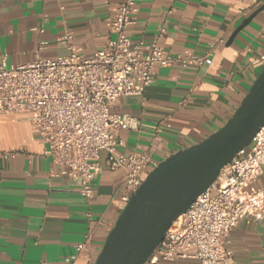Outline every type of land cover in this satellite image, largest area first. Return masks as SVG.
I'll use <instances>...</instances> for the list:
<instances>
[{"label": "crops", "instance_id": "1", "mask_svg": "<svg viewBox=\"0 0 264 264\" xmlns=\"http://www.w3.org/2000/svg\"><path fill=\"white\" fill-rule=\"evenodd\" d=\"M126 0H0V51L13 66L57 60L68 50L92 58L110 34L111 19ZM264 0H148L137 3L126 34L144 52L159 29V47L173 56L211 51L200 68H156L141 96L121 98L111 113L130 119L119 133L120 153L148 152L156 165L199 144L231 117L260 74L264 56V10L232 40L233 32ZM45 144L27 115L0 114V264H93L121 213L124 171L105 167L86 201L44 156ZM15 154L14 159H3ZM256 187L264 189V170ZM88 241L85 242V238ZM83 244L77 253L76 246ZM232 258L225 264H264V226L241 221L229 234ZM159 264H197L176 260Z\"/></svg>", "mask_w": 264, "mask_h": 264}, {"label": "built area", "instance_id": "2", "mask_svg": "<svg viewBox=\"0 0 264 264\" xmlns=\"http://www.w3.org/2000/svg\"><path fill=\"white\" fill-rule=\"evenodd\" d=\"M126 0L115 9L110 37L92 58L72 51L70 35L58 41L68 54L57 60L41 59L38 52L28 65L13 66L0 51V114L27 115L49 158L81 198L93 195L91 183L105 167L123 170L121 211L156 164L148 152L124 155L119 133L131 128L130 119L111 113L128 96H141L151 85L156 68H200L211 51L173 56L159 47L164 30H158L148 51L133 44L127 30L134 24L137 3ZM264 64V56L260 58ZM4 154L3 159H14ZM264 170V125L250 145L225 165L215 181L174 222L145 264L195 260L197 264H225L232 258L229 234L245 219L264 226V189L256 187ZM85 238V242L88 241ZM83 244L76 246L79 253Z\"/></svg>", "mask_w": 264, "mask_h": 264}, {"label": "water", "instance_id": "3", "mask_svg": "<svg viewBox=\"0 0 264 264\" xmlns=\"http://www.w3.org/2000/svg\"><path fill=\"white\" fill-rule=\"evenodd\" d=\"M264 4L233 32V38ZM264 125V65L231 117L199 144L176 152L144 178L109 231L93 264H145L171 225L246 149Z\"/></svg>", "mask_w": 264, "mask_h": 264}]
</instances>
